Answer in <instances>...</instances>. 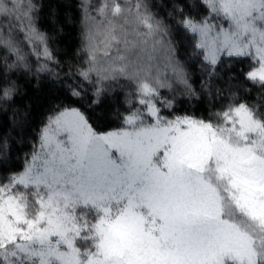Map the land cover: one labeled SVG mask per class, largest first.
Wrapping results in <instances>:
<instances>
[{
  "label": "snow or ice",
  "instance_id": "obj_1",
  "mask_svg": "<svg viewBox=\"0 0 264 264\" xmlns=\"http://www.w3.org/2000/svg\"><path fill=\"white\" fill-rule=\"evenodd\" d=\"M0 117V264H264V0H0Z\"/></svg>",
  "mask_w": 264,
  "mask_h": 264
},
{
  "label": "trees",
  "instance_id": "obj_2",
  "mask_svg": "<svg viewBox=\"0 0 264 264\" xmlns=\"http://www.w3.org/2000/svg\"><path fill=\"white\" fill-rule=\"evenodd\" d=\"M157 2L160 3L161 5H165L168 3V0H157ZM77 3H78V0H73L74 5ZM73 11L75 12V8L73 9ZM160 11H161V14H163L166 11V9L161 7ZM77 43H78L77 27L72 26V27L67 28L61 40V45L74 48L77 45ZM32 94H33V91L30 88L29 95H32ZM25 102H26L25 100H21V104ZM177 110L178 111H184V110L192 111L193 109L190 108L187 102H181L177 104ZM39 111L40 110H36V115L33 118V128H35L36 124L39 121V118H40ZM97 111L99 112L101 110H97ZM2 120H3V117H0V122H2ZM0 131H2V129H0ZM26 132L28 133V135H26L25 143L18 144L14 148V152H19L21 156L23 155L24 152L31 150V145L30 143H28V141L31 139L32 129H27ZM17 163H20V161L18 160Z\"/></svg>",
  "mask_w": 264,
  "mask_h": 264
},
{
  "label": "rangeland",
  "instance_id": "obj_3",
  "mask_svg": "<svg viewBox=\"0 0 264 264\" xmlns=\"http://www.w3.org/2000/svg\"><path fill=\"white\" fill-rule=\"evenodd\" d=\"M164 94H165V95H167L168 93H167V92H165Z\"/></svg>",
  "mask_w": 264,
  "mask_h": 264
}]
</instances>
